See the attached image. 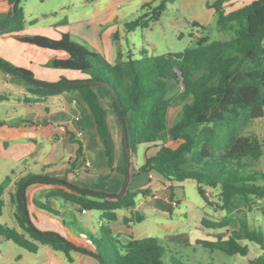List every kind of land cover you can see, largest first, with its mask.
Here are the masks:
<instances>
[{
    "label": "trees",
    "instance_id": "obj_1",
    "mask_svg": "<svg viewBox=\"0 0 264 264\" xmlns=\"http://www.w3.org/2000/svg\"><path fill=\"white\" fill-rule=\"evenodd\" d=\"M172 1L175 0H160L151 9L148 20H158L165 3ZM231 1L214 0L207 6L217 16L218 26L231 31L233 38L208 41V36L200 37L194 48L150 57L134 58L129 52L125 59L118 55L114 62H108L100 53L88 52L65 33L59 39L43 35L21 36L19 33L24 29L25 18L20 0L6 1L10 11L0 20V35H12L24 43L60 51L63 57L51 59L47 63L49 67L85 76L77 81L104 83L103 87L112 96L113 110L123 133L125 182L127 174L131 177L128 170L132 157L138 146L144 144V160L137 170L154 172L168 181L170 202L174 198V184L192 180L201 197L206 201L215 197L221 208L230 211L236 205L251 207L253 199H264V170L254 167V162L264 155V139L255 134H240L241 128L264 115V0H252L226 11V4ZM141 22L142 16L126 23L125 27L131 30ZM0 69L33 83L28 91L37 99L77 91L94 118L111 169L112 143L106 112L94 89L99 85H55L74 81L63 76L56 82H42L36 80L28 69L2 58ZM170 84L179 87L176 94H169ZM24 101L30 102V97H25ZM176 103H181V114L169 125L168 111ZM166 137L180 142L174 148L167 146L161 143ZM71 140L77 143L76 156H82V143L72 136ZM83 170L87 172L85 166ZM8 180L6 178L0 184V193ZM36 184L49 186L44 191L47 199H61L77 206L80 211H100L106 220H115L116 210L133 207L138 194L149 192L148 188H126L117 198L118 194L78 188L65 179L28 174L18 179L10 194V201L16 206L14 216L19 229L0 223L3 240H10L30 253L37 252L40 245H47L63 253L68 261L72 260L71 252L75 251L94 255L100 264H189L172 255L167 257L162 242L153 236L122 243L109 230L105 235L100 230L98 237L89 236L90 249H86L57 233L40 231L28 215L25 197L27 187ZM32 203L38 209L57 213L36 198ZM2 205L0 200V209ZM133 215L136 222L143 220L139 212H133ZM230 222L228 217L220 220L202 217L200 220L204 228L213 230L226 227ZM242 240L253 242L264 250V230L252 228L245 222H241L237 232L228 236L221 234L214 240H197L196 245L209 253L220 251L245 256L248 245L242 244ZM249 263L264 264V252Z\"/></svg>",
    "mask_w": 264,
    "mask_h": 264
},
{
    "label": "rangeland",
    "instance_id": "obj_2",
    "mask_svg": "<svg viewBox=\"0 0 264 264\" xmlns=\"http://www.w3.org/2000/svg\"><path fill=\"white\" fill-rule=\"evenodd\" d=\"M160 0H20V7L23 10L25 24L23 29L24 36L43 35L53 39H59L60 32L66 31L69 37L76 44L84 47L88 52H98L96 48L90 47L88 43H95L93 33L97 28L101 30L116 33L114 39L115 55L119 50L121 57L126 58L131 52L134 58H142L145 56L162 55L167 52H182L187 48L197 46L198 38L208 36V41H226L234 37L229 30L221 29L217 24V16L211 5L214 0H175L165 3V9L156 21L148 20L151 16V9L157 5ZM252 0H235L232 8H238L250 3ZM227 9V8H225ZM142 16L141 24H138L131 30H127L126 23H131ZM99 18H112L109 22H99ZM76 21L67 24L65 21ZM64 21V22H63ZM77 21H81L78 24ZM73 24V25H72ZM71 29V30H70ZM76 33L77 35L73 34ZM19 40L18 37L15 38ZM84 39V40H83ZM21 41V40H20ZM264 42V41H263ZM143 51L145 54H142ZM99 53V52H98ZM102 57L108 61L103 55ZM0 58L12 63L17 67L22 65L30 68L29 64L32 60L29 50L22 46H17L11 40H3L0 38ZM109 62V61H108ZM33 83L29 82L25 88V97L32 98L29 93ZM33 87V86H32ZM179 91L177 85L170 84L169 94L173 95ZM20 107L16 100L0 101V121H7L8 117L18 116ZM181 103H176L169 108L168 121L169 125L173 124L180 117ZM264 113V107H263ZM112 125V123H110ZM240 134H255L264 139V115L254 121L248 123L240 129ZM180 141H174L166 137L161 143L170 147H176ZM157 143H160L159 141ZM145 145L138 146L136 155L132 157V163L140 164L144 159ZM4 162V160H3ZM2 160H0V168ZM13 166L14 163H6ZM16 169L15 166H13ZM254 167L264 170V155L256 162ZM17 170V169H16ZM129 171V170H128ZM129 173H131L129 171ZM129 176V174H127ZM127 176V177H128ZM57 179V178H55ZM72 185V182H68ZM78 188L80 186L75 185ZM10 188H13L10 187ZM87 189V188H82ZM14 190V188H13ZM90 190V189H89ZM169 194V189L167 187ZM39 189L28 187L26 189V199L31 205L32 197L35 196L41 203L46 204L57 213L53 216L45 211L35 208V212L30 211V219L37 229L45 232H53L66 236V227L72 231L80 232L82 229L92 231L94 225L97 226V233L91 232V235L98 237L100 230L105 235L108 233V226L103 219L95 217L97 211L81 213L77 206L64 204L61 199H47L39 196ZM168 196V195H167ZM177 204L174 206L168 200V210L172 214L185 212L187 219L193 226H200V218L206 217L210 220H220L224 217L231 219V222L218 230L205 229L201 232V236L205 239H215L223 234L228 236L239 231L241 222H245L252 228L261 227L264 230V199H253L251 207L236 205L230 211L221 208L215 197H209L206 201L199 195L196 183L192 180H185L175 189L174 198ZM197 205V206H196ZM65 206V208H63ZM169 214V213H168ZM167 214V216H169ZM7 218L16 220L14 213L9 212ZM123 222L126 224L132 221L136 228H146L148 221L152 220V216L147 217L145 221L136 222L134 215L127 218ZM184 219V215L178 217ZM163 220L164 217H161ZM168 221V217L166 218ZM65 222L66 227L62 225ZM99 224H96L97 222ZM145 236H153L160 239L165 247L166 256L176 257L189 264H250L249 259L258 253H263L260 247L253 243L242 240L247 243L249 253L247 256L227 255L220 251L209 253L199 245L191 246H175L166 242L159 236V232L149 229L146 230ZM198 234V233H196ZM155 235V236H154ZM104 241H107L106 239ZM89 245V243H88ZM41 249L37 254H31L25 251L12 241L0 238V264H79L78 261L70 263L67 261L63 253L53 251L49 247ZM165 261V260H164Z\"/></svg>",
    "mask_w": 264,
    "mask_h": 264
},
{
    "label": "crops",
    "instance_id": "obj_3",
    "mask_svg": "<svg viewBox=\"0 0 264 264\" xmlns=\"http://www.w3.org/2000/svg\"><path fill=\"white\" fill-rule=\"evenodd\" d=\"M6 1L0 0V20L6 18L10 11V7ZM234 1L226 4V11L236 9L231 7ZM111 19L99 18V22H109ZM65 22L70 24L76 21ZM77 22L78 24H82L79 23L81 21ZM63 33L69 36V33L66 31L60 32V35ZM73 34L77 35L76 33ZM19 35L24 36L23 30ZM92 36L96 40L95 43L92 41V43L87 42V44L92 48H96L109 62H114L117 56L121 55L119 50L116 55L114 51L116 33L103 31L99 27ZM0 38L3 40H11L17 46L19 45L29 50L32 56V60L28 63L30 68L24 65L21 68L31 71L36 80L51 83L56 82L61 76L69 80L85 78L84 75L78 72L55 69L47 65L51 59L63 57V53L60 51H50L24 43L16 40V37L12 35H0ZM28 83L29 81L0 69V95L2 96L0 101L13 99L16 100V103L20 107L18 116L8 117L7 121H0L1 166L4 163L0 168V184L6 178H9L6 186L0 193V200L3 202L0 209V223L19 229L16 220L7 218L9 212L14 213L16 211V206L10 201V194L14 191L13 188L15 189V183L18 179L28 174H43L50 178L65 179L67 182L70 181L82 188L103 192L105 194H119L126 183L129 190L148 188L149 192L147 194H138L136 196L133 207L116 210L115 220L104 219L102 213L97 210L80 211L81 213L97 211L98 213L95 214V217L103 219L110 233L122 243L146 237V230L149 229L159 232L156 236H159L161 239L163 238L171 245L180 247L196 245L197 240H214L203 238L201 232L204 233V227L201 224L200 226H193L190 220L187 219L185 212L172 214L168 210L167 187L169 182L154 172H138L137 168L143 162L139 165L131 163L129 167L131 177L125 182L126 168L123 150V133L113 110L112 96L106 88L99 85L95 86L94 89L106 112V122L112 143L111 169L108 167L107 156L98 137L94 118L80 94L77 91H64L41 99L30 95L36 100L25 102L23 97L26 93L25 88ZM71 136L82 143V156H76L77 143L71 140ZM86 162H89L90 165L86 166ZM6 163H14L13 166L17 170L11 165L6 166ZM84 166L87 168V172H84ZM174 185L175 192V189L180 183H175ZM12 186L13 188H10ZM29 187L38 188L40 191L39 196L46 198L44 191L49 186L36 184ZM33 198L36 197L33 196ZM26 205L28 215L30 211L35 214L39 213L37 211L35 212L34 209L36 207L32 203V200L29 206L26 199ZM133 212L142 214V221H145L147 217L149 219L150 216L153 219H149L150 221H148L146 228H136L132 221L125 224L123 222L124 217H131V213ZM49 214L56 216L52 213ZM181 215H184L185 220L178 218ZM161 217H164V219L162 220ZM167 217L169 221L166 219ZM96 224L99 223L97 222ZM62 225L66 227L64 221H62ZM91 232L97 233L96 225H94L92 231L82 229L79 233H75L67 226V235L64 238L75 245L90 249L88 239L89 236H93ZM47 247L49 246L40 245L37 252L31 254L35 255L41 249H48ZM259 254L261 253L256 254V256ZM71 258V261L67 260L70 263L78 261L79 264H100L94 255L86 252L72 251Z\"/></svg>",
    "mask_w": 264,
    "mask_h": 264
},
{
    "label": "water",
    "instance_id": "obj_4",
    "mask_svg": "<svg viewBox=\"0 0 264 264\" xmlns=\"http://www.w3.org/2000/svg\"><path fill=\"white\" fill-rule=\"evenodd\" d=\"M70 84H74V85H76V84H91V85L104 86V83H102L100 81H94V80H78V81L77 80H74V81L65 82L63 84H55V85H70ZM112 95L115 97V94L114 93H112ZM128 178L129 177H127V180H128ZM126 188H127V183L124 185V187L121 190V192L118 195H116V197L117 198H120L124 194Z\"/></svg>",
    "mask_w": 264,
    "mask_h": 264
},
{
    "label": "built area",
    "instance_id": "obj_5",
    "mask_svg": "<svg viewBox=\"0 0 264 264\" xmlns=\"http://www.w3.org/2000/svg\"><path fill=\"white\" fill-rule=\"evenodd\" d=\"M85 165H86V166H89L90 163H89V162H86ZM206 194H207V193H206ZM171 204L175 206V205L177 204V202H176L175 200H173V201L171 202Z\"/></svg>",
    "mask_w": 264,
    "mask_h": 264
}]
</instances>
